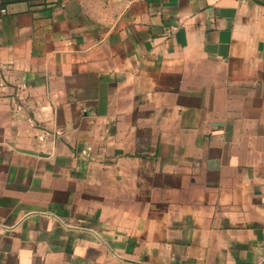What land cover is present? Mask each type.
Segmentation results:
<instances>
[{
  "label": "crops",
  "instance_id": "crops-1",
  "mask_svg": "<svg viewBox=\"0 0 264 264\" xmlns=\"http://www.w3.org/2000/svg\"><path fill=\"white\" fill-rule=\"evenodd\" d=\"M0 264H264V0H0Z\"/></svg>",
  "mask_w": 264,
  "mask_h": 264
}]
</instances>
